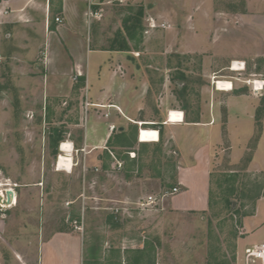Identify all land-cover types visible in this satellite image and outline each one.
Here are the masks:
<instances>
[{
    "label": "crops",
    "instance_id": "1",
    "mask_svg": "<svg viewBox=\"0 0 264 264\" xmlns=\"http://www.w3.org/2000/svg\"><path fill=\"white\" fill-rule=\"evenodd\" d=\"M129 1L141 7L145 21L150 17L156 23L167 24L169 28L162 30L170 29V37L176 35L175 40L178 42L171 43L173 46L166 44V49L169 46L171 51L173 49L174 53L180 55L201 56V72L197 76L200 78L195 79L196 84H199L196 85L195 106H179L165 86L162 92H152L147 79L138 77L140 69L137 58L135 74L138 75H135V91H131L134 82L131 76L127 77L121 70L125 68L122 55L109 47L93 49L87 44L90 33L86 16L88 0H0V63L22 60L23 53L33 48L35 51L30 52L29 57L36 58V50L42 48L32 45L37 31L49 39L47 47L44 45L43 48L52 54L54 60L60 59L59 65L56 61L52 65L48 64L47 73L63 77L65 82H68V78L72 81L68 86L71 90L66 93L59 88L62 83L58 82L50 92L51 99L64 95L68 99L77 97L81 100L77 108L67 110V113L74 111L79 116V123H75L72 129L67 127L68 132H61L60 143L64 141L72 147V170L82 160L85 166L93 167L96 171L101 170L99 168L102 166L106 169L104 178L107 185L102 183L100 190L91 185L89 194L79 193L75 200L65 202L64 206L68 203L66 207L71 210L82 198L81 204L87 205L91 212L110 211L115 223L124 224V221L131 219L132 235L135 234L136 203L148 196L160 198L166 191L162 190L164 181L160 178H157V184L153 182L146 186L147 191L153 190L154 193L138 198L123 187L124 180L119 177L122 168L115 169V163H122L121 156L124 155L119 139L124 136L125 130L131 129L135 141V147L127 152L131 163L134 160L136 162L138 156L143 157L140 151L151 145H160L159 152L163 156L172 152L176 155L173 183L179 191L171 196L168 204L162 203L161 206L167 215L175 218L188 221L207 212L210 208L211 177L223 157H226L233 173L238 172L237 168L242 163L244 167L241 170L251 174L262 173L261 195L255 198L251 213L241 222L245 235L261 233L264 228V87L262 91L254 92L252 82L257 81V86H264V13L254 15L249 14L248 10L236 13V9L225 13L213 9V4L217 2L250 4L252 0ZM237 17L242 22H236ZM55 18H59L61 23H55ZM178 21L179 28L177 26L175 30L173 26ZM143 47L145 51L150 50L145 43ZM236 64H239V70H234ZM41 82L44 87L45 78ZM215 82L227 83L230 91L218 90ZM115 86H120L122 93L120 89L114 90ZM83 89L85 92L82 97ZM84 102L105 108L83 107ZM89 108L94 109L91 118L86 114L82 121L83 113L89 112ZM59 109L54 107L53 110L57 113ZM53 110L50 109L51 112ZM172 110L183 113V122H169L167 114ZM257 112L259 137L254 147L249 149V143L257 132ZM193 114L197 116L196 120H190ZM139 125L141 128L157 130L158 142H139ZM110 126H114V129L111 130ZM53 131L57 133L59 130ZM248 157L249 161L245 164L244 160ZM109 178L116 179L114 188L108 186ZM37 187L33 192L44 196V188L39 185ZM14 191L16 203L5 212L17 207L28 193L24 190ZM35 205L37 207L38 204H33V207ZM42 206V210H45L50 204L42 201ZM114 208H118L119 212L115 214L112 211ZM124 209L126 211L122 212ZM34 212V220L28 222L26 229L22 226L17 228L15 224L13 227L11 224V227L3 224V232L8 241L15 235L20 237L9 244L14 254L11 264L103 262L109 243L105 239L104 244L98 245L90 236L85 239L84 232L88 224L83 213L70 221L71 225L73 221L82 220L81 234L73 229L68 231L64 222H56L55 225L54 222L45 223V215L36 212V208ZM24 216L28 217L20 214V220ZM117 228L119 226L115 227V233L120 231ZM118 239L121 251L128 248L135 251V236L123 234Z\"/></svg>",
    "mask_w": 264,
    "mask_h": 264
},
{
    "label": "rangeland",
    "instance_id": "2",
    "mask_svg": "<svg viewBox=\"0 0 264 264\" xmlns=\"http://www.w3.org/2000/svg\"><path fill=\"white\" fill-rule=\"evenodd\" d=\"M89 3L97 16L87 21L90 32L87 44L93 49L117 48L121 45V48L127 49L117 52L122 55L125 64V68L121 69L123 74L131 76L134 82L131 91H135V75H138L135 74L137 58L140 69L138 77L147 79L152 92H162L165 86L179 106H195L196 85H199L195 79L200 78L197 76L201 72V56L180 55L174 53L173 49L171 51L169 46H173L171 43H177L178 40H175L176 35L170 37V29H156L144 35L146 21L138 4L129 0H88V6ZM213 9L225 13L230 12V9H236V13L248 10L249 14L258 15L264 13V0H252L250 4L217 2L213 4ZM235 21L239 22L240 19L237 17ZM178 24L179 21L173 26L175 30ZM165 27L169 28L167 24ZM117 33H120V38L116 37ZM129 34L133 36L129 37ZM33 41L34 47H42L36 50V58L29 57L30 52L35 51L33 48L23 53L22 60L0 63V184L16 185V191L28 192L14 209L6 212L0 209V264H11L14 254L9 244L20 238L15 235L8 241L3 232V224L7 227L15 224L17 228L22 226L26 229L28 222L34 220L35 208L36 212L45 215V223L54 222L55 225L56 222H64L68 231L73 229L70 221L77 219L82 213L85 215L88 224L84 232L85 239L90 236L98 245L104 244L105 239L109 243L103 262L96 260L85 264H245L244 250L254 245H264V228L261 233L245 235L241 225L242 219L251 213L255 197L261 195L263 174H251L241 170L243 163L237 166L238 172L233 173L226 157H223L211 177L210 208L191 220L185 221L167 215L161 206L162 203L168 204L171 196L164 198L161 204L151 210H135L134 235L131 219L124 221V224L115 223L110 211L91 212L87 205L81 204L82 198L68 210L69 207L64 206V203L75 200L79 193L89 194L91 185L100 190L102 183H106V169L102 166L99 168L101 170L96 171L93 167L85 166L82 160L70 174L55 171L54 165L61 153L59 144L56 150L52 147L50 135L53 129L66 133L67 127L72 129L75 123H79V116L74 111L67 113V110L77 108L81 100L77 97L68 99L64 95L51 99L50 92L58 82L62 83L59 88L66 93L71 90L68 86L72 81L68 78V82H65L63 77L47 73L48 64L52 65L56 61L59 65L60 59L54 60L52 54H48L43 48L44 45L47 47L49 39L37 31ZM144 43L149 46V51L144 50ZM166 44L169 45L167 49ZM181 75L184 79H181ZM44 78L43 87L41 79ZM119 89L120 86L114 87V90ZM72 91L75 92L73 88ZM122 91L120 89V93ZM84 92L83 89L82 97ZM76 93L79 94V91ZM54 107L60 108L57 113L53 110ZM93 110L89 108V112H84L82 121L87 115L90 119ZM189 118L196 120L197 116L193 114ZM131 131L125 130L124 136L119 139V144L123 147L121 152L124 153L121 156L122 169L119 174L124 180L123 187L137 198L154 193L153 190L147 191L146 186L158 182L157 178L164 181L162 190L174 188L176 155L172 152L163 156L159 152L160 145H151L140 151L143 157L138 156L137 161L131 163L127 154L128 149L135 147ZM256 134L257 132L249 143V149H252ZM38 185L44 188V196L33 192L38 189ZM108 186L114 188L116 179L109 178ZM42 201L49 203L50 207L42 210ZM226 201L231 205H226ZM36 203L37 207H33ZM124 211L126 210L122 212ZM20 214L28 217L24 216L20 220ZM116 226H119L118 233H115ZM123 234L135 236V251L129 248L121 251L118 237ZM257 241L262 243L255 244Z\"/></svg>",
    "mask_w": 264,
    "mask_h": 264
},
{
    "label": "built area",
    "instance_id": "3",
    "mask_svg": "<svg viewBox=\"0 0 264 264\" xmlns=\"http://www.w3.org/2000/svg\"><path fill=\"white\" fill-rule=\"evenodd\" d=\"M90 3H89V8H88V12L86 13V16H87V20L88 19H92V18H95L97 16V13L96 12H93L91 7H90ZM54 21L56 23H61L60 19L59 18H55ZM166 28L165 27V24L163 23H156L155 20H153L152 18L150 17H147L146 18V28H145V31L143 32L144 35H147L149 32L153 31V30H156V29H164ZM232 68V67H231ZM242 70H244V67H242ZM219 82H215V86L217 87V84ZM257 81H253L252 82V89L254 92H258V91H262L263 90V85H259L257 86ZM232 87H230L231 89ZM88 106V107H97V108H105V106H98V105H92V104H87L85 103V107ZM106 107H113V106H106ZM119 111V110H117ZM182 114L181 116V121L183 122V113L182 112H179ZM170 112L167 114L169 116ZM105 117H107V115L105 114L104 115ZM139 130H138V140H140V133H141V125H139ZM110 129L113 130L114 129V126H110ZM144 130H153V129H150V128H143ZM156 131L157 133V142H158V139H159V133L157 130H154ZM64 142L60 143L59 144V148L63 145ZM122 167V163L121 162H116L115 163V169H121ZM4 185H7V184H4ZM10 185V184H8ZM15 186L16 185H10V186H3L1 189H0V198L2 201H5L7 199V196H6V191H11L12 192V196H11V199L10 201L8 202V204H1L0 203V209L2 210H6L12 206L15 205L16 203V200H15ZM178 188L174 187L172 188L170 191H166L164 193H162L160 195V198H155L153 196H148L147 198H145L144 200H140L136 203V206L138 209L142 210V211H145V210H151L153 208H155L156 206L159 205V203L165 198V197H168V196H172V195H175L178 193ZM69 205L68 203L66 204V206ZM115 214L119 212V209L117 208H114L112 210ZM72 225V228L74 231H77L79 233L82 234L83 232V225H82V220L80 221H73L71 223ZM258 262V264H264V245L261 244V245H254L252 247H249L247 249L244 250V263L245 264H251V263H256Z\"/></svg>",
    "mask_w": 264,
    "mask_h": 264
},
{
    "label": "bare ground",
    "instance_id": "4",
    "mask_svg": "<svg viewBox=\"0 0 264 264\" xmlns=\"http://www.w3.org/2000/svg\"><path fill=\"white\" fill-rule=\"evenodd\" d=\"M234 70H239V64L235 65ZM222 81V80H220ZM217 88L218 90H229V85L227 83H218L217 84ZM230 91V90H229ZM181 116L182 114L179 113L178 111H171L169 114V122L170 123H181ZM157 141V133L154 130H144L143 128H141V133H140V140L139 142L142 143H155ZM60 152L61 154L58 156L56 162H55V170L58 172H67L68 174H70L69 172H71L72 167H73V163H72V159L70 156V153L73 152L72 151V147L69 143H63V145L60 147ZM3 185L0 184V188ZM5 186H10V185H5Z\"/></svg>",
    "mask_w": 264,
    "mask_h": 264
},
{
    "label": "trees",
    "instance_id": "5",
    "mask_svg": "<svg viewBox=\"0 0 264 264\" xmlns=\"http://www.w3.org/2000/svg\"><path fill=\"white\" fill-rule=\"evenodd\" d=\"M133 36V34H129V37H132ZM116 37H118V38H120L121 37V35H120V33H117V35H116ZM122 47V45L120 46V47H117V48H110L112 51H126L127 49L126 48H121ZM181 77V79H184V76H180ZM255 119H256V124H257V134L255 135V137H254V140H253V143L255 144L256 143V141L258 140V137H259V132H260V127H259V122H258V112L256 113V116H255ZM61 139H62V133H61V131L59 130L56 134H54V131H52V133H51V135H50V142H51V144H52V147L56 150V148H57V146H58V144H59V142L61 141ZM254 144L252 145V147H254ZM249 161V157L248 158H245V160H244V163L246 164L247 162ZM259 197V195L257 196V198ZM256 198V197H255ZM256 198V199H257ZM255 200V199H254ZM226 205H228V206H230L231 204L230 203H228L227 201H226Z\"/></svg>",
    "mask_w": 264,
    "mask_h": 264
},
{
    "label": "water",
    "instance_id": "6",
    "mask_svg": "<svg viewBox=\"0 0 264 264\" xmlns=\"http://www.w3.org/2000/svg\"><path fill=\"white\" fill-rule=\"evenodd\" d=\"M54 134H56V132H54ZM6 196H7V199L5 201H2L1 198H0V203L1 204H8V202L10 201L11 199V196H12V192L11 191H6Z\"/></svg>",
    "mask_w": 264,
    "mask_h": 264
}]
</instances>
